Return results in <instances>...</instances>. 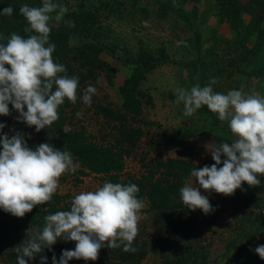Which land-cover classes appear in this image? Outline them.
<instances>
[{"label":"rangeland","instance_id":"1","mask_svg":"<svg viewBox=\"0 0 264 264\" xmlns=\"http://www.w3.org/2000/svg\"><path fill=\"white\" fill-rule=\"evenodd\" d=\"M16 1L21 6L24 4L42 6L43 3V0ZM53 2L68 8L60 22L54 19L50 21L52 30L58 29L64 34L53 41L56 46L53 53L54 61L66 67L68 76L79 77L76 103L65 99L58 108V114L64 118L62 128H84L89 140L115 144L117 131L112 125H118L120 121L106 122V119L96 112L95 106L101 103L122 112L123 98L119 88L133 69L137 68L138 87L146 94L145 97H140L136 90L134 93L141 101V113L135 118L125 115L121 122L127 126L141 127L143 133L129 152H123L124 167L120 174L122 178L131 177L138 180L153 170L154 179L159 181L170 179V174L166 170L154 165L155 160H165L168 157L184 158L196 163L199 168L211 166L215 161L209 150L222 142L230 143L234 139L231 131H224L219 124L214 125L212 118L202 109L191 117H184L183 104L175 103L177 87L190 90L197 83L203 87L210 83L211 78H218V83L212 85L214 92L227 94L233 89H243L246 94L260 96H262L260 88L264 92V33L256 32L258 18L264 13V0H53ZM242 5L246 11L241 12L240 22L235 11L239 7L241 9ZM51 15L54 17L55 13ZM182 16H187L188 21H184ZM252 18V24L246 26ZM8 19L9 17H6V20ZM9 21L4 26L6 28L0 30V33L7 37L16 32L18 21L19 24L24 22L23 19ZM194 32L200 35L198 42L194 38ZM83 42L95 44L102 50L88 52L86 62L82 59L75 60L70 53ZM66 44L69 50L64 51L63 45ZM95 58H100L111 70L93 68ZM173 59H178L186 65H177L173 63ZM144 63L154 66L150 68ZM6 67L10 68L8 65ZM241 68L245 70L244 73L239 71ZM88 85L96 88L90 106L82 101L83 92ZM9 109L10 115H0V123L6 124L13 134L23 133L30 148L34 149L39 144L46 143L42 134L44 129L36 132L34 126L29 127L26 123L18 122L19 113L11 104ZM78 112L81 113L80 116H77ZM226 123L222 122L225 125ZM18 125L22 126L20 131L15 130ZM181 131H187L192 137L181 143L178 140ZM80 168L79 165L75 173L67 172L59 178V186L55 193L62 197L58 204L60 207L67 206V203L71 205L75 195L81 191H93L106 181L103 174L91 172L81 174L78 172ZM200 191L202 195L209 197L214 208V211L208 214L209 218L215 219L212 225H208L206 222L208 218L200 214L202 224L197 225L187 236L167 235L160 231L165 215L151 210L146 196L142 195L138 199L143 202L144 207L140 212L139 231L133 244L137 251L125 252L122 247L118 249L105 247L100 250L96 261L86 262L173 264L179 261L180 264L189 262L221 264L224 253L234 251L238 245L249 241H264V234L260 232L264 228V221L258 220L260 215L258 212L264 208V192L255 196L258 205L241 208L234 205L231 196L214 191L208 192L202 188ZM192 212L199 214L198 209ZM33 235L32 227L24 222L21 223L20 232L13 234L16 236L14 241L18 246L28 236ZM61 240L63 239H58L52 246V249H55L53 251H58ZM63 241L75 249V241ZM8 249L7 246L3 248L0 246V262H5L4 252ZM122 253H132L140 257L121 261ZM41 256L49 254H37L32 264H39Z\"/></svg>","mask_w":264,"mask_h":264},{"label":"clouds","instance_id":"2","mask_svg":"<svg viewBox=\"0 0 264 264\" xmlns=\"http://www.w3.org/2000/svg\"><path fill=\"white\" fill-rule=\"evenodd\" d=\"M13 11L8 6L0 15L11 17ZM19 11L27 21L24 32L29 35L25 38L14 32L7 37L0 33V41H6L0 43V115H10L11 104L19 113L17 120L40 132L59 119L58 108L65 99L75 104L78 98L79 77L68 76L66 67L54 61L56 46L50 43V21L60 22L68 8L43 0L42 6L24 4ZM217 83L218 78H211L207 86L197 83L190 90L175 89V103L183 104L184 117L207 106L220 121L227 122L234 137L232 142L209 150L215 163L192 169L179 190L184 205L205 215L214 208L201 188L231 196L242 189L244 182L254 187L260 184L258 177L264 176V96L246 94L243 89L227 94L214 92L212 85ZM95 93L96 88L88 85L83 103L90 106ZM5 127L0 123V134ZM0 145V209L15 217L23 218L36 206L48 204L59 178L67 172L75 173L79 167L70 152L50 143L30 148L20 132L11 137L2 134ZM222 156L226 158L222 160ZM139 191L134 183L112 182H104L93 191H81L74 196L70 210L45 215L42 230L15 248L17 264H28L45 248L51 250L58 239L75 241L76 246L63 250L59 260L53 255L52 264H68L73 259L96 261L105 247L137 251L133 244L144 207L137 198ZM254 251L264 259V245ZM41 264H47V256H41Z\"/></svg>","mask_w":264,"mask_h":264},{"label":"trees","instance_id":"3","mask_svg":"<svg viewBox=\"0 0 264 264\" xmlns=\"http://www.w3.org/2000/svg\"><path fill=\"white\" fill-rule=\"evenodd\" d=\"M8 6H11L14 11L12 16L9 17L8 20H6V17L8 16L0 15V30L2 28H6L4 26L8 22H10L9 20L11 19L13 21L23 19V23L21 22L19 24L18 21V24L15 28V33L22 35L26 38L29 34L25 33L24 29L28 26V24L26 19L20 14L19 9L21 5L16 0H0V12H2L3 9ZM164 7L167 6L164 5ZM243 7L244 6L242 5L241 9L239 7L235 11V15H237L238 18L240 14H242L241 12L246 11ZM182 19L186 22L188 21L187 16H182ZM252 20L253 18L246 23V26L252 24ZM239 21L242 22V19L239 18ZM256 32L264 33V13L258 18ZM60 35L64 36V34H62V31L58 29H51L50 43L51 41L53 43L55 39L60 38ZM194 36L196 42H198L200 39V35L197 32H194ZM2 43H6V41H2ZM63 46H65L64 51L69 50L67 44ZM91 50L99 52L102 50V48L95 44H91L90 42H83L80 46L74 47V51L72 53H67L72 54L71 57H73L75 60L80 61V59H82L83 62H86L88 60L87 56L89 55L87 53ZM161 52L168 58L163 49H161ZM173 63L182 66L186 65L184 62H181L178 59H173ZM92 65L93 68L111 70L110 67H106V63L100 58H95L94 63H92ZM149 66L151 68L154 65L151 64ZM239 71L244 73L245 70L241 68V70ZM136 72L137 68L133 69L131 75L125 79L124 83L119 88L120 94L123 98V102L121 104L122 112L115 111L114 109L107 107L106 105H103L101 103H97L95 106L96 112L100 113L102 115L101 117H104L106 119V122H111V120L120 121L118 125H112V128H115L117 131L115 144L110 142L103 144L89 140L84 128L68 129L67 133H65L63 130L64 128H62V125L64 123V118L62 115H59V119L57 121L53 122L50 127H46L42 131L43 138L46 143L52 144L55 148L60 149L61 151L70 152L73 156L74 162H77L80 165L81 168L78 172L81 174H84L86 172L103 174L104 176H106L105 182L136 184L140 189L139 193L137 194V198L141 197L142 195H145L149 202V208L165 215L160 225V231L166 233L167 235L177 234L181 236H187V234L191 230L195 229L197 225L202 224L203 221L200 217V214L205 215L199 209V214L193 213L186 205L183 204L179 192L180 188L183 187L185 178L188 177L192 169L197 168L196 163L187 161L184 158L176 157H168L165 160H155V167L162 168L170 174V179H167L165 181H159L157 179H154L153 170H150L146 175H144V177L138 180L131 177L122 178L120 176L121 171L124 167L123 152H129V150L136 145L138 138L143 133V129L141 127L127 126L121 122V119H124L125 115L135 118L141 113V101L138 97H135L134 93L136 90L137 95L140 97H145L146 94L142 89H140V87H138L139 78ZM200 109H202L212 118L214 125L219 124V126H221L224 131L230 132L227 123L226 125L222 124V121L218 119V115L211 112L207 108V106H203ZM21 129V125L15 127L16 131H20ZM9 130L10 129L8 127H5L3 129L2 134H7L9 137L15 135ZM2 134H0V139H2ZM191 137L192 135L187 131H181L178 140L183 143V141ZM0 151H2V145H0ZM225 158L226 157H222V160ZM258 179L260 180L259 185L250 187L246 182H244L242 185V189H237L235 194L231 195V198L236 207L243 208L258 205L255 196L264 192V176H259ZM76 180L79 181L80 179L76 178ZM61 198L62 197L59 194L54 193L52 200L48 204L36 206L31 212L26 213L23 218L15 217L10 213L4 212L3 209H0V246L2 248L5 246L9 247V249L4 252L5 262L2 261L0 262V264H17V253L15 252V248L18 245L14 241L16 236H13V234L16 235L20 232L21 223L24 222L30 225L35 234L37 230H42L45 224V215L55 213L56 211L70 210V207H67L71 206L69 203H67L68 205L65 207H60L58 205ZM169 214L171 215V217H168ZM258 214H260L258 215L259 222L262 220L264 221V208H261ZM205 216L206 218H208V220L206 219L208 225H212L215 222L214 218H209V215ZM260 232L264 234V228ZM30 237L32 236H28V238ZM258 245H264V241H249L245 244L238 245L234 251H228L224 253V258L221 264H264V259H261L259 255L256 254L254 251V249ZM66 249L74 250L68 245L67 242L61 240L60 246L58 247V251H53L55 249L49 250L48 248H45L40 254L42 255L48 253L49 256H47V264H52L53 255L56 256L57 260H59L63 250ZM137 256L132 255V253H122V255L120 256V260H135ZM38 262L39 264H41V257ZM74 262L77 264H88L86 261H80L76 259L70 260L68 264H73ZM32 263H34L33 259H29L28 264ZM173 264L180 263L179 261H175ZM189 264H191V262H189Z\"/></svg>","mask_w":264,"mask_h":264},{"label":"crops","instance_id":"4","mask_svg":"<svg viewBox=\"0 0 264 264\" xmlns=\"http://www.w3.org/2000/svg\"><path fill=\"white\" fill-rule=\"evenodd\" d=\"M260 94L262 95V96H264V92L261 90V88H260ZM257 93V92H256Z\"/></svg>","mask_w":264,"mask_h":264}]
</instances>
